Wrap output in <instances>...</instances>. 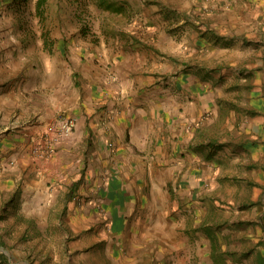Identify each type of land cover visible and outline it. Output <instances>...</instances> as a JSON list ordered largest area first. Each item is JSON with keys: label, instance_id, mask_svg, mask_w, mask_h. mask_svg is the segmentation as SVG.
I'll return each instance as SVG.
<instances>
[{"label": "crops", "instance_id": "0c3cea01", "mask_svg": "<svg viewBox=\"0 0 264 264\" xmlns=\"http://www.w3.org/2000/svg\"><path fill=\"white\" fill-rule=\"evenodd\" d=\"M221 3L225 8L229 5V10L239 9L242 17L236 21L238 29L226 23L224 34L219 36L218 70L210 63L202 66V73L194 64L173 67L166 60H152L151 66L142 67L149 60L142 50L121 48L109 55L103 50L95 55L93 50V54L82 56L88 48L75 44L68 45L73 59L69 54L64 56L63 45L58 56L46 52L42 58L36 56V67L29 68L27 74L16 55L9 53L10 59H6L0 54V209L9 214L7 222L0 219V264H30L12 259L8 250L28 247L34 239V219L40 215V208L34 206L44 202L47 212L56 202L64 205L66 216H62L70 230L73 219L94 217L101 204L113 218L120 209L130 211L135 204L120 194L123 191L138 195L139 201L143 197L150 211L142 217L141 206L130 235L149 227L150 205L163 206V187L167 186L165 191L170 195L169 181L187 182L186 193L196 182L195 174L184 175L185 163L174 162L173 150H166L165 142L157 136L167 131L170 144L189 141L196 118L219 103L213 80L221 85L235 74L250 130L245 131L250 136L244 140L245 132L238 133L237 160L251 168L257 185L264 184V0ZM231 42L234 45L229 46ZM231 47H235L233 64L228 54ZM207 70L212 75L206 74ZM62 116L76 119L73 135L59 141L51 156L40 157L35 148L44 146L52 125ZM152 130L156 131L154 162L142 156V143ZM205 152L210 151L203 149ZM164 155H169L166 163ZM195 156L190 155L191 160ZM202 174L205 177L204 171ZM147 179L154 183L152 197L142 195V182L145 185ZM86 226L91 225L81 223L77 231L91 234L89 242L79 239L86 242L84 246L93 242V231H84ZM13 228L19 236L30 234L28 242L18 239L16 246L8 238ZM255 233V244L263 245L264 236L258 237V230ZM261 252L259 257L264 256Z\"/></svg>", "mask_w": 264, "mask_h": 264}, {"label": "rangeland", "instance_id": "374dc122", "mask_svg": "<svg viewBox=\"0 0 264 264\" xmlns=\"http://www.w3.org/2000/svg\"><path fill=\"white\" fill-rule=\"evenodd\" d=\"M227 7L221 0H47L41 7L37 0H0V54L6 59H10L9 53L16 55L27 74L36 67V56L42 58L43 52L58 56L63 45L64 56L73 59L68 45L75 44L88 48L82 56L93 50L95 55L130 47L142 50L149 56L142 67L151 66L152 60H166L173 67L194 64L200 72H204L203 65L213 63L218 70L219 36L226 23L238 29L236 21L242 17L239 9ZM234 48L228 50L232 64ZM231 77L221 85L213 80L219 103L196 118L189 141L170 144L169 133L159 132L157 138L163 139L166 150H173L174 162L185 163L184 175L195 174L196 182L186 193L187 182L170 179V195L164 186L163 206L150 205V226L142 233L130 235L141 206L142 217L150 212L143 197L137 200L138 195L121 191L135 204L130 211L120 209L113 218L101 204L100 214L73 219L70 230L62 216L64 205L56 202L47 212L44 202L34 206L40 208V215L34 219L31 242L26 241L30 234L19 236L15 228L8 235L16 246L18 239L28 242L27 248L8 250L10 257L30 264H264V256L259 257L264 244L256 245L253 240L257 230L258 237L264 236V184L257 185L251 168L237 160L236 144L250 136L249 114L241 105L242 91L234 82L235 74ZM241 131L247 132L240 140ZM155 134L152 130L142 143V156L152 162ZM203 149L210 152L204 154ZM192 154H196L193 160ZM164 156L166 163L169 155ZM153 188L150 179L145 185L142 182V195L152 197ZM1 210L0 219L7 222L9 214L5 216ZM81 223L91 225L84 231H93V242L85 246L79 239L89 242L91 234L77 232ZM124 232L127 234L121 235Z\"/></svg>", "mask_w": 264, "mask_h": 264}, {"label": "built area", "instance_id": "2783aa9c", "mask_svg": "<svg viewBox=\"0 0 264 264\" xmlns=\"http://www.w3.org/2000/svg\"><path fill=\"white\" fill-rule=\"evenodd\" d=\"M76 119L73 116H62L58 122L51 127V131L44 146L35 148L41 157L51 156L55 151L56 144L62 139L70 138L74 133Z\"/></svg>", "mask_w": 264, "mask_h": 264}, {"label": "trees", "instance_id": "16d2710c", "mask_svg": "<svg viewBox=\"0 0 264 264\" xmlns=\"http://www.w3.org/2000/svg\"><path fill=\"white\" fill-rule=\"evenodd\" d=\"M47 0H37L38 7H41L43 4H45Z\"/></svg>", "mask_w": 264, "mask_h": 264}]
</instances>
